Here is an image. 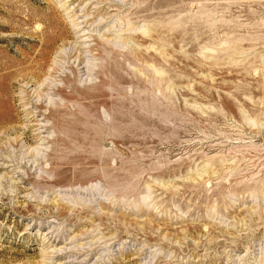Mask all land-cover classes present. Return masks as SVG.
Instances as JSON below:
<instances>
[{"label": "rangeland", "instance_id": "374dc122", "mask_svg": "<svg viewBox=\"0 0 264 264\" xmlns=\"http://www.w3.org/2000/svg\"><path fill=\"white\" fill-rule=\"evenodd\" d=\"M0 264H264V0H0Z\"/></svg>", "mask_w": 264, "mask_h": 264}, {"label": "bare ground", "instance_id": "6f19581e", "mask_svg": "<svg viewBox=\"0 0 264 264\" xmlns=\"http://www.w3.org/2000/svg\"><path fill=\"white\" fill-rule=\"evenodd\" d=\"M79 82V81H78Z\"/></svg>", "mask_w": 264, "mask_h": 264}]
</instances>
